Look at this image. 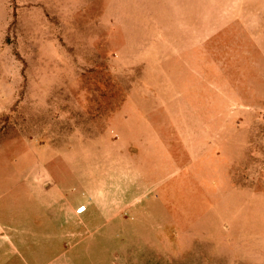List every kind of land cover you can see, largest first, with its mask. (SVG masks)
Segmentation results:
<instances>
[{
  "label": "rangeland",
  "instance_id": "rangeland-1",
  "mask_svg": "<svg viewBox=\"0 0 264 264\" xmlns=\"http://www.w3.org/2000/svg\"><path fill=\"white\" fill-rule=\"evenodd\" d=\"M0 219V264H264V0H0Z\"/></svg>",
  "mask_w": 264,
  "mask_h": 264
},
{
  "label": "crops",
  "instance_id": "crops-1",
  "mask_svg": "<svg viewBox=\"0 0 264 264\" xmlns=\"http://www.w3.org/2000/svg\"><path fill=\"white\" fill-rule=\"evenodd\" d=\"M27 188L29 189L31 194L34 191H38L39 194L41 196H44V197L45 196L47 197V195L52 196L54 192L59 193L58 199H55L53 201V197H50V199L47 200V207L46 208H49V211L51 212L50 218L54 219V213H52V212H53V209L56 207L59 211L64 212L65 216H68V218L69 217H75L78 220V223H81L84 221L83 220L84 214L89 210V208L87 207L86 211L83 213H77V208L81 204H73L71 202V199L68 197V195H66L64 192H62L61 188H59L57 185H55L54 182L52 184H50L49 186L44 187L42 190L40 188H38L37 186H29V187L27 186ZM31 189H33L32 192H31ZM9 228H10V226L7 227L4 224V222H2V220L0 219V251L3 250V247H4L3 245L7 244L8 249H9V253H11L13 255V254L17 253V248H16V245L12 239V235L9 233ZM14 230H17V233H19V237L21 238L20 240L25 239L27 237V235L32 237V234H33V231L31 230V228L16 227ZM0 258L3 259V256H0Z\"/></svg>",
  "mask_w": 264,
  "mask_h": 264
},
{
  "label": "built area",
  "instance_id": "built-area-1",
  "mask_svg": "<svg viewBox=\"0 0 264 264\" xmlns=\"http://www.w3.org/2000/svg\"><path fill=\"white\" fill-rule=\"evenodd\" d=\"M87 209V205H80L78 208H77V213H83L85 212Z\"/></svg>",
  "mask_w": 264,
  "mask_h": 264
}]
</instances>
